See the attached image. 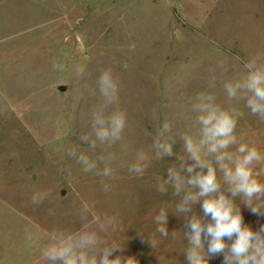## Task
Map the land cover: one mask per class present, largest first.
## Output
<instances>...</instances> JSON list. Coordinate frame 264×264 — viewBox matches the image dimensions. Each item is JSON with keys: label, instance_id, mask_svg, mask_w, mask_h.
Returning <instances> with one entry per match:
<instances>
[{"label": "rangeland", "instance_id": "374dc122", "mask_svg": "<svg viewBox=\"0 0 264 264\" xmlns=\"http://www.w3.org/2000/svg\"><path fill=\"white\" fill-rule=\"evenodd\" d=\"M252 58L264 62V0H0V264H43L29 235L46 243L53 232L84 228L121 248L111 258L187 264L185 222L171 213L179 197L158 185L170 165L179 167V136L193 129L191 105L202 92L236 114L238 139L264 153V122L223 89ZM106 68L120 89L106 114L118 107L126 127L118 142L92 150L81 136L95 139L97 79ZM165 122L177 155L157 160L151 144ZM72 145L93 160L111 156L112 177L83 172L66 155ZM139 151L151 160L142 177L128 171ZM36 192L48 193L39 205ZM234 202L245 224L264 225V215ZM162 205L172 206L167 237L154 222ZM194 212L203 215L200 203ZM209 264H223V255Z\"/></svg>", "mask_w": 264, "mask_h": 264}, {"label": "clouds", "instance_id": "9594fccd", "mask_svg": "<svg viewBox=\"0 0 264 264\" xmlns=\"http://www.w3.org/2000/svg\"><path fill=\"white\" fill-rule=\"evenodd\" d=\"M97 85L102 101L92 112L91 130L95 139L90 140L87 134L81 136V141L90 143L92 150L97 141L109 146L118 142L126 127V113L118 107L106 114L108 108L119 105L118 79L111 68L100 73ZM223 89L229 101H243L250 113L264 122V62L258 58L245 61L241 74L225 82ZM191 110L196 113L193 129L179 136L184 142V155L174 153L176 137L167 122L156 130L151 144L155 159L177 155L180 161L179 167L170 165L167 168V178L159 183L157 190L167 194L171 187L173 196L179 197L171 213L185 222L187 264H209V260L219 254L223 255V264H264V225L253 230L245 224L240 207L234 202L240 197L253 213L264 215V182L257 178L264 175V168L256 171L257 165L264 164V153L250 142L238 139L236 114L218 104L212 93H199ZM66 155L85 173L95 172L104 178L113 175L109 166L111 156L93 160L75 145L67 148ZM189 160L192 163H188ZM100 163L104 164L102 169L98 168ZM150 163L149 156L139 151L128 165V171L142 177ZM101 186L104 191L110 187L103 181ZM47 196V192H36L32 195V203L39 205ZM197 203L201 204L203 215L194 212ZM171 207L162 205L154 217L159 226L156 230L163 237L169 233L167 223ZM208 217L210 220L206 219ZM28 240L40 244L43 264H133V261L138 264L131 257L111 258L121 248L109 245L91 228L75 233L53 232L46 243L31 235Z\"/></svg>", "mask_w": 264, "mask_h": 264}]
</instances>
